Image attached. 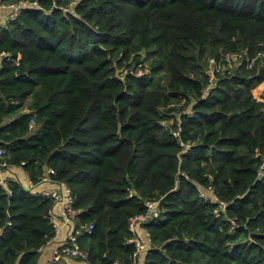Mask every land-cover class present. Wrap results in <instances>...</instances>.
Returning a JSON list of instances; mask_svg holds the SVG:
<instances>
[{
	"label": "trees",
	"instance_id": "16d2710c",
	"mask_svg": "<svg viewBox=\"0 0 264 264\" xmlns=\"http://www.w3.org/2000/svg\"><path fill=\"white\" fill-rule=\"evenodd\" d=\"M37 1L0 26V146L34 183L50 166L69 186L87 264L132 263L148 199L160 215L135 264H264V58L206 71L264 53V0ZM37 187H0V264H38L54 235Z\"/></svg>",
	"mask_w": 264,
	"mask_h": 264
},
{
	"label": "built area",
	"instance_id": "2783aa9c",
	"mask_svg": "<svg viewBox=\"0 0 264 264\" xmlns=\"http://www.w3.org/2000/svg\"><path fill=\"white\" fill-rule=\"evenodd\" d=\"M75 1L71 0L66 6L54 5L62 9L63 11H73V5ZM28 6H34L37 8H42L37 0H18L16 2H7L6 0H0V11L5 10L7 13L3 18L1 24L13 20L19 16L22 9ZM264 58V53H259L254 57H249L246 52H225L220 59H215L213 57H208L206 59L207 63V74L209 75V81L212 82L216 72L222 69H231L232 67L244 65L246 68H251L254 61L257 58ZM10 55L8 52L0 53V68L3 66V60L9 59ZM19 59V54L15 58V61ZM191 112V110L189 111ZM29 129L33 130L35 128V122L33 119L29 121ZM173 135L178 136V131H173ZM189 148V145H186ZM8 153L6 150L0 146V187L7 188L8 181H14L15 178H5L3 175L5 172L10 171L14 166L8 162ZM24 163V162H22ZM264 160L259 167L258 177L263 176ZM26 180L25 187L28 189H34L36 186L43 184H49L47 187H43L39 190L40 194L51 199L52 204L56 205L59 210V215L64 223L70 226L71 231L67 234L64 241L53 248L48 255V263L55 264L59 262L62 258L68 256L76 258L79 261L87 264V253L80 248L78 243V235L81 233H90L93 225H79L76 228L75 223L78 221L79 214L83 211L80 208L74 207V198L71 193L69 186L66 182L56 179L55 170L47 166L44 168L37 183H34L28 176ZM131 195V193H130ZM200 195L212 203L218 204V208H224L226 203L218 200V198L211 194V187L207 186L205 190L200 191ZM145 212L142 214H135L129 220V229L133 233V237L129 239L130 242L134 244L133 260L131 264H135L136 259L139 257L140 253L145 250L146 247L150 246V236L147 230H144V234L141 237L137 230L140 224L151 221L154 218H158L160 215L159 200H144ZM217 213V209L214 210ZM52 220V219H51ZM52 225L54 228V235L48 240L55 238L59 232V226L56 222L52 220ZM112 264H122L119 261H114Z\"/></svg>",
	"mask_w": 264,
	"mask_h": 264
},
{
	"label": "crops",
	"instance_id": "0c3cea01",
	"mask_svg": "<svg viewBox=\"0 0 264 264\" xmlns=\"http://www.w3.org/2000/svg\"><path fill=\"white\" fill-rule=\"evenodd\" d=\"M6 13L7 12L5 10H1L0 11V22L3 21V18L6 15ZM259 85H263V84L260 83ZM259 85H256V87L259 86ZM254 97H256L257 99L264 98V97H262L260 95L258 97L257 96H254ZM26 175H27V173L23 170L22 167L14 166L10 171L5 172L3 176L5 178L13 177V178H15V180L21 182L22 185L25 186L26 180H27V176ZM47 186H49V184H43V185L38 186L37 188L41 189V188L47 187ZM51 219L58 224L59 232H58V235L55 238H52L50 241H48L46 243V245H44L39 250L38 264H49L48 263V255H49L50 251L53 248H55L56 246H58L59 243L64 241V239L67 236V234L71 231L70 226L68 224L64 223L63 220L61 219L57 206L53 205V204H52V208H51ZM144 230L145 229H143L141 227H139L138 230H137L138 234L141 237L144 234ZM55 264H84V263L79 261L76 258H72V257L66 256V257L62 258L59 262H57Z\"/></svg>",
	"mask_w": 264,
	"mask_h": 264
},
{
	"label": "rangeland",
	"instance_id": "374dc122",
	"mask_svg": "<svg viewBox=\"0 0 264 264\" xmlns=\"http://www.w3.org/2000/svg\"><path fill=\"white\" fill-rule=\"evenodd\" d=\"M16 63H17V61H16ZM137 68H139V69H137L135 71V73H143L145 71V69L148 70V66L147 65L138 66ZM260 83L263 84V85H259ZM260 83L257 84L259 86H257V87L255 86V88L252 90V92H253L254 96H257L258 97L260 95V96L264 97V80L262 82H260ZM25 110H27V109L24 108V111ZM170 122L171 121H169V123ZM143 255H144V253L142 254V252H141L139 262L141 261Z\"/></svg>",
	"mask_w": 264,
	"mask_h": 264
}]
</instances>
